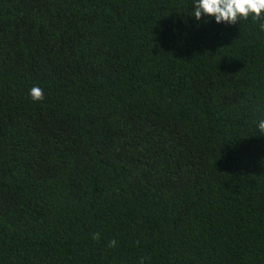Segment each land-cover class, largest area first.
<instances>
[{
    "label": "trees",
    "instance_id": "16d2710c",
    "mask_svg": "<svg viewBox=\"0 0 264 264\" xmlns=\"http://www.w3.org/2000/svg\"><path fill=\"white\" fill-rule=\"evenodd\" d=\"M194 4L0 0V264H264V21Z\"/></svg>",
    "mask_w": 264,
    "mask_h": 264
},
{
    "label": "clouds",
    "instance_id": "9594fccd",
    "mask_svg": "<svg viewBox=\"0 0 264 264\" xmlns=\"http://www.w3.org/2000/svg\"><path fill=\"white\" fill-rule=\"evenodd\" d=\"M193 15L197 21L202 17H215L217 23L236 24L241 20L264 21V0H195ZM258 27L264 31V22ZM33 102L43 101L44 91L39 86H33L29 92ZM258 131L264 135V119L258 121ZM93 239L99 240L100 234L95 233ZM116 240L109 241V247H116ZM141 258L140 264H144Z\"/></svg>",
    "mask_w": 264,
    "mask_h": 264
}]
</instances>
